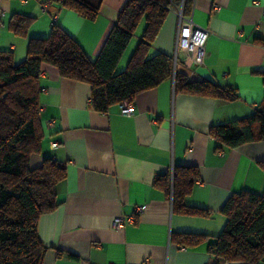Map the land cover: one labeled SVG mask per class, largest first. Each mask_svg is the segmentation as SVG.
Here are the masks:
<instances>
[{
  "label": "crops",
  "instance_id": "crops-1",
  "mask_svg": "<svg viewBox=\"0 0 264 264\" xmlns=\"http://www.w3.org/2000/svg\"><path fill=\"white\" fill-rule=\"evenodd\" d=\"M126 2L103 0L98 17L90 21L62 0H0V53L15 63L24 61L30 39L49 36L56 24L95 60ZM192 3L185 17L208 34L205 61L198 68L179 64L177 71L189 81L232 88L236 102L176 92L174 71L172 79L136 97L134 116H122L119 106L102 113L92 107L89 84L43 66L45 141L31 165L39 167L48 158L67 167V178L57 186L59 207L38 224L39 239L48 248L44 264H214L209 247L226 226L222 209L228 199L243 191L264 193V141L218 149L210 135L212 127L264 108V0ZM180 5L167 16L154 53L174 58ZM15 15L34 18L27 36L10 30ZM145 27L141 22L131 43L135 37L140 41ZM130 45L121 63L130 60ZM52 142L59 144L56 149ZM181 167L198 170L184 204L202 213L183 215L174 208V171ZM138 207L143 212L135 215ZM132 215L134 223L114 228L116 218ZM183 233L208 240L185 247L177 241Z\"/></svg>",
  "mask_w": 264,
  "mask_h": 264
},
{
  "label": "trees",
  "instance_id": "trees-1",
  "mask_svg": "<svg viewBox=\"0 0 264 264\" xmlns=\"http://www.w3.org/2000/svg\"><path fill=\"white\" fill-rule=\"evenodd\" d=\"M183 0H127L97 58H91L76 40L54 24L49 36L29 41L24 61L15 63L12 56L0 53V264H44L48 248L38 236L41 216L59 207L57 186L67 178V167L44 158L39 167L31 161L40 156L45 141L40 117V77L50 65L62 78L91 86L92 107L107 113L112 107L133 104L136 97L174 77V61L165 53L153 52L154 42L167 16ZM70 11L94 21L103 0H62ZM192 0H184L183 15L192 10ZM144 33L126 70L118 73L119 64L141 22ZM34 18L15 15L9 28L19 37L27 36ZM178 70V69H177ZM176 92L236 102L232 88L209 80L189 81L176 71ZM211 137L235 149L264 141V108L246 119L214 126ZM198 176L196 168L174 171V208L183 215L202 213L187 207L184 197L190 194ZM227 223L209 252L214 264L264 263V193L248 191L231 196L222 209ZM178 243L196 246L208 240L199 234H179ZM62 251L58 256L62 257ZM70 259L77 256L69 254Z\"/></svg>",
  "mask_w": 264,
  "mask_h": 264
},
{
  "label": "built area",
  "instance_id": "built-area-1",
  "mask_svg": "<svg viewBox=\"0 0 264 264\" xmlns=\"http://www.w3.org/2000/svg\"><path fill=\"white\" fill-rule=\"evenodd\" d=\"M179 7L180 9L177 13L179 18L178 39L176 43V54L173 58L175 72L177 71L179 64L192 65L195 68L204 65L206 55L205 45L208 38L207 32L197 28L192 19L186 18L183 15L184 0ZM216 9H219V7L216 6ZM119 113L125 117H132L135 114V107L133 104L121 105L119 106ZM58 145L59 144L52 142L50 147L56 149ZM142 212L143 208L138 207L136 208L135 215H140ZM135 215L129 216L125 219L116 218L114 228L122 229L125 227L126 223H134L136 220Z\"/></svg>",
  "mask_w": 264,
  "mask_h": 264
},
{
  "label": "rangeland",
  "instance_id": "rangeland-1",
  "mask_svg": "<svg viewBox=\"0 0 264 264\" xmlns=\"http://www.w3.org/2000/svg\"><path fill=\"white\" fill-rule=\"evenodd\" d=\"M140 39V38H139ZM138 41L139 40H137V37H135V39H134V41L131 43V45H130V51H128V52H132V51H134V49L136 48V46H137V44H138ZM128 54V53H127ZM132 54V53H131ZM129 61V60H128ZM128 61L125 63L124 62V59H123V63H121V65L119 66V68H118V73H120V72H123V71H125L126 70V67H127V64H128Z\"/></svg>",
  "mask_w": 264,
  "mask_h": 264
}]
</instances>
